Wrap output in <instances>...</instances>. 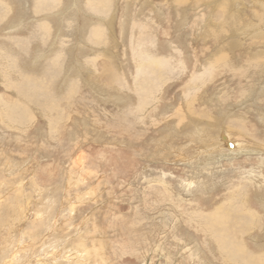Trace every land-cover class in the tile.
<instances>
[{
	"label": "rangeland",
	"instance_id": "obj_1",
	"mask_svg": "<svg viewBox=\"0 0 264 264\" xmlns=\"http://www.w3.org/2000/svg\"><path fill=\"white\" fill-rule=\"evenodd\" d=\"M263 7L0 0V264H264Z\"/></svg>",
	"mask_w": 264,
	"mask_h": 264
},
{
	"label": "bare ground",
	"instance_id": "obj_2",
	"mask_svg": "<svg viewBox=\"0 0 264 264\" xmlns=\"http://www.w3.org/2000/svg\"><path fill=\"white\" fill-rule=\"evenodd\" d=\"M258 2V1H257ZM262 3H263V1H262ZM264 8V7H263ZM262 10V9H261ZM263 11V10H262ZM262 13V12H261ZM261 16V15H260ZM100 34H101V31L100 30H98V37L100 36ZM258 57H259V55H258ZM162 61V60H161ZM161 61H160V64H161ZM154 64H155V62H153ZM156 63H159V62H157L156 61ZM258 63V62H257ZM156 66H157V64H155ZM159 65V64H158ZM260 66H262V65H260ZM264 69V68H263ZM262 71V70H261ZM262 74H264V72H262ZM263 85H264V83H263ZM227 104H229V103H227ZM232 108H229V111H228V113L227 112H225V114H227V116H229V112L231 111V113H232ZM227 116H226V118H227ZM223 120H225V118L223 119ZM229 123V122H228ZM232 127H233V125H232ZM219 136V135H218ZM245 136V135H244ZM232 138V137H231ZM230 138V139H231ZM214 139V138H213ZM213 139H211V137L209 138V140H213ZM233 139V138H232ZM221 142L222 144H225V146H226V148L228 147V146H230V145H233V150H229V149H231V148H228L227 149V151L228 152H230L232 155H236V156H240V155H244V154H247L248 152H250L249 150H246V149H244V147L243 146H241L240 144H235V143H233V142H229V139H228V137H224L223 139H217V143L216 144H218V142ZM225 146L224 145H217V148H222L223 150H224V148H225ZM212 147V146H211ZM212 149V148H211ZM216 149V148H215ZM211 151V150H210ZM212 151H213V149H212ZM177 152V151H176ZM252 152V151H251ZM250 152V153H251ZM254 152V151H253ZM252 152V153H253ZM211 153V152H210ZM226 156V155H225ZM213 157V156H212ZM228 157V156H227ZM183 158V157H182ZM221 159H222V157H221ZM224 159V158H223ZM253 159V158H252ZM220 160V159H219ZM245 162V161H244ZM246 163V162H245ZM46 193V192H45ZM72 200V199H71ZM241 205V204H240ZM101 211V210H100ZM218 212H219V210H217ZM221 212V211H220ZM102 213H104V212H102ZM101 213V214H102ZM250 213H252V211H250ZM217 214H219V213H217ZM217 214L215 215V217L217 216ZM248 215V214H247ZM100 216V215H99ZM208 219H212L213 220V218H212V216L211 217H209ZM90 224V223H89ZM95 224V223H94ZM56 226V225H55ZM211 227V226H210ZM215 227H223L222 225H221V223H219V222H217V224L215 225ZM83 229V228H82ZM214 229V228H213ZM212 229V230H213ZM99 232V231H98ZM78 234V233H77ZM205 234V233H204ZM212 235V237H215V234L213 233V234H211ZM221 237V236H220ZM219 239H221V238H219ZM73 240V239H72ZM71 240V241H72ZM77 241V240H76ZM101 241V240H100ZM200 244V243H199ZM74 245V244H73ZM101 245V244H100ZM203 247V246H202ZM231 247V246H230ZM237 248H238V246H237ZM91 249V248H90ZM87 250H89V249H87ZM238 250V249H237ZM63 251V250H62ZM95 253V252H94ZM104 253V252H103ZM250 256V255H249ZM70 258V257H69ZM100 260V259H99ZM63 261V260H62ZM96 261H97V259H96ZM106 261V260H105ZM67 262V261H66ZM67 263H69V262H67ZM75 263H76V261H75ZM227 264V263H226Z\"/></svg>",
	"mask_w": 264,
	"mask_h": 264
},
{
	"label": "water",
	"instance_id": "obj_3",
	"mask_svg": "<svg viewBox=\"0 0 264 264\" xmlns=\"http://www.w3.org/2000/svg\"><path fill=\"white\" fill-rule=\"evenodd\" d=\"M229 147L232 149L233 148V145H230Z\"/></svg>",
	"mask_w": 264,
	"mask_h": 264
}]
</instances>
